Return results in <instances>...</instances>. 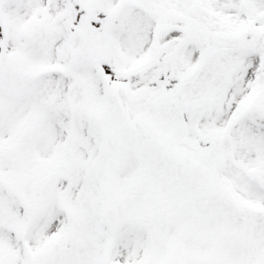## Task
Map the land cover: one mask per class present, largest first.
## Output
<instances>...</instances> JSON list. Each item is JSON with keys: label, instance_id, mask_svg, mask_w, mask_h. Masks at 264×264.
Wrapping results in <instances>:
<instances>
[{"label": "snow or ice", "instance_id": "snow-or-ice-1", "mask_svg": "<svg viewBox=\"0 0 264 264\" xmlns=\"http://www.w3.org/2000/svg\"><path fill=\"white\" fill-rule=\"evenodd\" d=\"M0 264H264V0H0Z\"/></svg>", "mask_w": 264, "mask_h": 264}]
</instances>
